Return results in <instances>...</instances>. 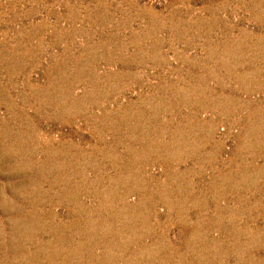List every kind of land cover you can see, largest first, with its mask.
<instances>
[{
    "label": "rangeland",
    "instance_id": "rangeland-1",
    "mask_svg": "<svg viewBox=\"0 0 264 264\" xmlns=\"http://www.w3.org/2000/svg\"><path fill=\"white\" fill-rule=\"evenodd\" d=\"M0 264H264V0H0Z\"/></svg>",
    "mask_w": 264,
    "mask_h": 264
}]
</instances>
